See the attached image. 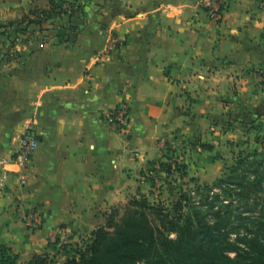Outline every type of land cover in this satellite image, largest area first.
Instances as JSON below:
<instances>
[{
  "label": "crops",
  "instance_id": "1",
  "mask_svg": "<svg viewBox=\"0 0 264 264\" xmlns=\"http://www.w3.org/2000/svg\"><path fill=\"white\" fill-rule=\"evenodd\" d=\"M64 1L80 9L25 30L22 21L50 0H0V159L28 128L40 140L24 184L0 166V245L20 263L54 253L56 228L78 239L132 198L158 190L165 202L186 183L204 185L184 175L175 189L170 149L182 156L195 145L204 166H219L234 139L256 141L264 123L255 77L264 69V0H224L218 26L203 0ZM113 35L124 46L98 64ZM122 103L128 139L106 119ZM29 208L42 216L36 230L22 222Z\"/></svg>",
  "mask_w": 264,
  "mask_h": 264
},
{
  "label": "trees",
  "instance_id": "2",
  "mask_svg": "<svg viewBox=\"0 0 264 264\" xmlns=\"http://www.w3.org/2000/svg\"><path fill=\"white\" fill-rule=\"evenodd\" d=\"M79 9L50 0L49 9L32 10L22 24L28 30ZM232 145L239 149L233 152L234 163H225L212 186L182 188L170 198L171 207L146 196L132 198L113 207L89 238L81 237L76 244L49 241L54 253L33 254L25 264H264V213L257 218L249 214L258 200L264 203V134L257 135L253 147L247 141ZM167 168L171 173L172 166ZM238 190L243 199H223ZM198 194L200 205L194 202ZM59 252L65 257L58 258ZM0 264H21L20 255L0 245Z\"/></svg>",
  "mask_w": 264,
  "mask_h": 264
},
{
  "label": "built area",
  "instance_id": "3",
  "mask_svg": "<svg viewBox=\"0 0 264 264\" xmlns=\"http://www.w3.org/2000/svg\"><path fill=\"white\" fill-rule=\"evenodd\" d=\"M202 7L206 10L211 22L218 26L224 17V0H203ZM124 46V41L118 36L110 37L108 46L105 51L96 54L97 63L101 64L103 61L109 59L116 51ZM259 85L264 89V69H259L255 74ZM107 122L118 133L129 138L130 135V108L127 103H122L117 106L112 112L106 116ZM164 148L167 147V142L163 143ZM40 147V140L36 132L32 128H28L21 137L20 146L17 152L8 158L0 159V166L7 173H15L18 176L20 185L27 180L26 172ZM8 167H15L14 170ZM2 186L3 181H2ZM195 196V192H192ZM22 222L25 228L29 230H36L42 225V216L36 208H29L23 211ZM67 233H70L66 227L56 228L49 237L51 242H55L58 238L62 239ZM62 241V240H61Z\"/></svg>",
  "mask_w": 264,
  "mask_h": 264
},
{
  "label": "rangeland",
  "instance_id": "4",
  "mask_svg": "<svg viewBox=\"0 0 264 264\" xmlns=\"http://www.w3.org/2000/svg\"><path fill=\"white\" fill-rule=\"evenodd\" d=\"M261 124V123H260ZM255 128L257 129L256 131H258L259 133H262L264 134V123H262L261 125H257L255 126ZM234 140H237L235 141V144H237V142H243V139H234ZM249 141L247 140H244V141H247L249 142L250 146L253 147L254 146V143H255V137H249L248 139ZM195 145L192 146V144H188L186 146H184L182 149V156L181 155H176V149L172 148L170 149V156H172L171 158L168 157V161H167V167L169 166H172V168H175L176 171H178V173H172V177L171 180L173 181V183L175 184H172L175 186V189L177 188L176 187V184H178L179 182V178L180 176H184V175H188L186 180L188 181L189 179H200V183L201 184H210V186L213 185V183L215 182V179H217L219 176H221V173H222V168L224 167L225 163L230 166V165H233L234 163V155L226 150L222 155L224 156V161L222 162L221 161V164L219 166H214V165H209V166H204V163H206L205 161H208V158L206 157L205 159V156H206V153H201V155H199V153H197L196 151V148L194 147ZM197 146V145H196ZM244 148H247L246 146H244ZM232 149V148H231ZM184 150H187L186 152ZM230 150V149H229ZM233 150H235L234 152H238V148H233ZM184 151V152H183ZM185 154H187V156H185ZM187 170H189V173L187 172ZM216 177V178H215ZM179 179V180H178ZM182 180V179H181ZM192 183V182H191ZM190 184V183H189ZM189 186V188H188ZM184 188H188L187 190H191V188H195L194 185H188V183H186V187ZM150 193H152L153 195L150 197V200H152L151 202L152 203H156L158 204L160 201L158 199H160L158 195V190L157 191H149ZM215 192L217 193H220L221 191L219 189H216ZM175 193V191H174ZM240 193V190L237 191H233L232 192V195H234L233 197L231 198H223V199H227L229 202H231L232 199L234 200H237L238 199H243L242 197H238V194ZM222 194V192L220 193ZM173 195V193H172ZM252 196L253 198L255 197L254 193H252ZM258 196H263L262 195H258ZM260 197V198H261ZM165 198V199H164ZM168 197V193L167 195H163V200H166ZM170 198H174V196L170 197ZM171 199L167 200V201H162L163 203L166 204V206L168 207H171ZM196 201L195 204L196 205H200V202H201V196L198 194V196H196L195 198ZM251 202V201H250ZM236 203V202H235ZM245 204V202L243 203ZM244 206V205H242ZM264 213V203L261 201V200H258L257 203H256V206H254V209L253 210H250L249 214L250 215H254L256 218L261 216L260 213ZM262 213V214H263ZM106 222V221H105ZM89 234L88 235H84L82 237L83 238H89ZM72 237V232L70 233H67L64 237H62V242L63 243H68V242H72L73 244H75V242H78V241H81V238H73L71 239ZM171 238H175V235H172ZM78 240V241H77ZM58 258H63L65 257V253L63 252H59V255L57 256ZM21 264H25L23 262H21Z\"/></svg>",
  "mask_w": 264,
  "mask_h": 264
}]
</instances>
